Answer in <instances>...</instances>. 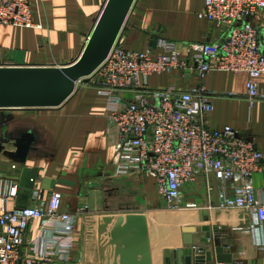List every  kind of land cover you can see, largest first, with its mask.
Masks as SVG:
<instances>
[{
    "label": "crops",
    "instance_id": "crops-1",
    "mask_svg": "<svg viewBox=\"0 0 264 264\" xmlns=\"http://www.w3.org/2000/svg\"><path fill=\"white\" fill-rule=\"evenodd\" d=\"M106 0H33L34 27L0 25V63L6 66H62L73 62ZM204 0H134L118 35L128 51L152 47L153 58L166 54L157 40L173 42L182 58L189 45L215 41L222 32L199 18ZM248 75L212 70L202 86L210 93L206 122L212 129L247 135L262 155L264 167V99L247 98ZM200 84L190 70L148 77L149 88L188 90ZM264 94V75L258 79ZM143 93L123 90L100 94L88 82L52 108L0 110V179L13 186L9 208L35 206L53 191L61 194L66 212L87 208L73 226L59 224L47 238L39 219L24 236L23 248L63 264H172V252L182 248L183 226L212 225L222 237L224 253L235 264H264V222L254 229L241 209H223L230 185L211 175L199 176L182 189L178 209L157 194L154 178L112 176V141L116 133L109 115ZM258 196L264 195V174H253ZM196 204L187 208L185 205ZM193 235L198 244L199 236ZM222 264V263H218Z\"/></svg>",
    "mask_w": 264,
    "mask_h": 264
},
{
    "label": "built area",
    "instance_id": "built-area-1",
    "mask_svg": "<svg viewBox=\"0 0 264 264\" xmlns=\"http://www.w3.org/2000/svg\"><path fill=\"white\" fill-rule=\"evenodd\" d=\"M32 2L0 0V25L34 27ZM198 17L211 22L222 34L215 41L189 45L188 58H182L175 44L167 40H157V46L166 54L153 58L152 47L142 52L128 51L116 39L107 57L90 75L88 81L102 95L143 91L109 115L116 129L111 173L115 178H154L157 194L174 209L180 207L185 186L199 176L207 179L214 175L231 188L230 195H222L220 207L246 211L253 228H261L264 195H257L253 174H264L262 155L247 135L209 127L206 116L211 111L210 93L202 80L212 70L244 72L248 75V100L264 99L258 84L264 75V0H204ZM173 70L195 71L200 84L188 90L148 87L149 76ZM13 194V186L0 179V264H63L26 252L25 233L30 223L39 219L42 237L47 238L51 233L47 227H71L76 216L89 210L63 211L57 191L35 206L9 208L7 200Z\"/></svg>",
    "mask_w": 264,
    "mask_h": 264
},
{
    "label": "water",
    "instance_id": "water-1",
    "mask_svg": "<svg viewBox=\"0 0 264 264\" xmlns=\"http://www.w3.org/2000/svg\"><path fill=\"white\" fill-rule=\"evenodd\" d=\"M134 0H106L79 56L62 66H0V110L60 106L78 82L90 75L107 57ZM182 248L172 252V264H235L224 253L222 237L212 225L183 226ZM199 236L198 244L193 235Z\"/></svg>",
    "mask_w": 264,
    "mask_h": 264
}]
</instances>
